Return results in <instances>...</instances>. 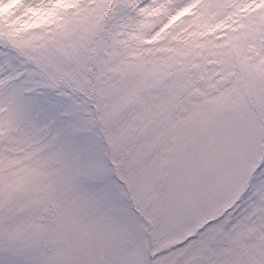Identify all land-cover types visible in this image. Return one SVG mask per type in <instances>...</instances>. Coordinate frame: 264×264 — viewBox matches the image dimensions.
<instances>
[{
  "label": "snow or ice",
  "instance_id": "snow-or-ice-1",
  "mask_svg": "<svg viewBox=\"0 0 264 264\" xmlns=\"http://www.w3.org/2000/svg\"><path fill=\"white\" fill-rule=\"evenodd\" d=\"M0 264H264V0H0Z\"/></svg>",
  "mask_w": 264,
  "mask_h": 264
}]
</instances>
